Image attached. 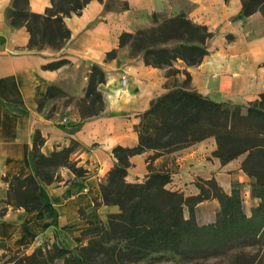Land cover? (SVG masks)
I'll return each instance as SVG.
<instances>
[{
	"label": "crops",
	"instance_id": "0c3cea01",
	"mask_svg": "<svg viewBox=\"0 0 264 264\" xmlns=\"http://www.w3.org/2000/svg\"><path fill=\"white\" fill-rule=\"evenodd\" d=\"M12 1L0 0V175L35 173L32 149L36 130L45 138L41 151L46 155L76 141L78 147L71 159L88 172L78 176L65 167L60 181L42 184L46 209L9 210L0 220V256L7 249L32 254L46 243L69 248L83 246L95 238L91 228L108 227V215L120 209L116 205L96 204V198L101 200L99 179L105 180L115 166L117 159L113 150L116 146L138 144L135 125L140 122V115L153 99L167 92L163 70L147 66L140 56H130L128 47L120 46L119 37L124 31L135 32L145 27L148 19L142 16L153 11H170L168 0H91L81 15L65 19L71 38L60 51L27 48L30 34L26 27H12L7 17ZM51 1L30 0V6L34 12L44 13ZM113 1L116 2L111 5ZM120 1L127 3L129 9L120 8ZM216 1L226 5L230 19L193 20L206 24L213 32L214 22L222 20L227 36L233 38L227 37L226 44L220 48L209 46L210 52L203 62L188 70L194 88L202 94L218 102L245 105L264 92L263 21L233 19L241 12V0ZM130 13L141 18L135 17L134 23L128 24L125 20ZM254 20H259V26H251ZM114 49L118 51L117 56L107 60V53ZM62 58L71 63L57 70L43 69L44 64ZM93 64H98L106 74V82L99 85L105 100L102 114L81 120L73 105L67 106L63 114L58 110L49 113L54 99L39 109L38 98L52 85L62 88L71 97L84 96L87 74L80 90L67 89L65 81L71 66H83L89 73ZM124 76L127 77L125 84L122 83ZM63 118H67V122H62ZM216 148L215 138L209 137L172 153L176 167L172 169V181L167 187L190 196L200 192L195 184L198 178H215L227 193L232 192L233 183L252 182L241 169L244 156L239 157L241 162L238 158L222 164L213 156ZM150 154L152 152H145L130 158L129 182L146 179ZM163 161L164 158L159 157L154 164ZM235 162L237 164L233 165ZM208 203L217 210L211 218L201 221V210ZM219 209L218 200L203 201L196 207L197 220L201 224L212 223Z\"/></svg>",
	"mask_w": 264,
	"mask_h": 264
},
{
	"label": "trees",
	"instance_id": "16d2710c",
	"mask_svg": "<svg viewBox=\"0 0 264 264\" xmlns=\"http://www.w3.org/2000/svg\"><path fill=\"white\" fill-rule=\"evenodd\" d=\"M90 1L52 0L44 13H37L31 9L30 0H13L7 17L12 27H26L30 34L29 50L41 51L48 47L60 51L71 38L65 19L81 15ZM241 2V17H249L258 11L264 16V0ZM123 8L129 9V5L125 3ZM153 15L151 25L135 32L124 31L119 37L120 46L128 47L130 56H140L147 66L167 70L164 84L167 92L151 101L135 125L138 144L114 148L117 162L101 181V200L95 199L97 205H116L120 211L108 215V227L91 228V232L100 235L86 245L69 248L46 243L32 254L17 249V253L23 252V255L15 257L13 264H93L86 254L94 247H102L108 253L118 251L134 260L166 252L189 257L225 248L238 239H264V92L247 106L218 102L199 92L192 84L188 68L200 65L209 54V42L214 32L185 13L164 18L157 13ZM231 38L233 36L229 35L228 39ZM117 53L116 49L108 52L107 60L115 58ZM177 61L183 63V68L174 66ZM69 63L68 59L62 58L44 64L43 69L57 70ZM179 75L184 78L180 79ZM172 78L173 82L170 81ZM105 82V71L93 64L85 94L78 101L81 120L105 111L103 92L99 89ZM54 91H58V97H71L62 88L49 86L46 94L37 100L39 109L48 100L55 99ZM209 137L216 140L213 156L222 164L244 156L241 169L252 179L253 194L259 199L250 215L244 210L239 189L234 186L232 192L227 193L215 178H198L195 184L200 192L196 195L186 196L184 192L167 187L173 174L167 158ZM44 142L41 131L36 130L32 149L34 174L5 177L7 204L27 212L46 209L42 182L60 181L62 177L54 176L58 167H66L78 176L88 172L71 159L76 149L73 145L46 155L41 151ZM72 144L78 146L76 141ZM145 152H152L147 157L149 172L146 179L127 181L132 165L130 158ZM159 157L164 161L157 166L154 162ZM212 199L220 203L216 220L201 224L197 220L196 207ZM107 244L110 245L106 247Z\"/></svg>",
	"mask_w": 264,
	"mask_h": 264
},
{
	"label": "rangeland",
	"instance_id": "374dc122",
	"mask_svg": "<svg viewBox=\"0 0 264 264\" xmlns=\"http://www.w3.org/2000/svg\"><path fill=\"white\" fill-rule=\"evenodd\" d=\"M170 11H153L147 16H142L143 19H148V23L146 26L151 25L153 14L157 13L160 17H170L179 13H185L191 19H230L227 18V13L225 9H227L224 3L219 4L216 0H202V2H194L192 0H168ZM167 1V2H168ZM116 1H113L111 5H114ZM124 3L120 1L119 7L123 8ZM137 18H141L138 15L135 16ZM133 14H127L126 22L128 24L134 23L133 19L135 18ZM233 19H262L263 26H264V16L263 14L258 11L255 14L249 17H241L240 14ZM213 24L214 28V37L210 40L209 46L215 48H220L221 46L226 44L227 32L225 30V23L220 20L216 21ZM145 26V27H146ZM251 26L256 27L259 26L258 21H252ZM138 30V29H137ZM259 33V32H258ZM48 48V47H47ZM129 49V48H128ZM130 53V50H129ZM174 66L177 68H183V63L181 61H177L174 63ZM90 66L89 68H91ZM164 75H166V69H162ZM88 75L87 71L84 69L83 66H71L68 71V77L66 78L65 85L67 89L74 91L80 90L82 86L83 80L85 75ZM180 79H183L184 76L179 75ZM167 81V79L165 80ZM173 82V78L170 80ZM88 82V77H87ZM87 86V84H86ZM86 88V87H85ZM58 91H54L53 95L55 97V102L49 106V113L58 110L61 114L64 113V110L67 106L73 105L79 112L78 101L83 96H75V97H58ZM85 94V93H84ZM98 105V104H97ZM245 104L244 106H247ZM80 114V112H79ZM61 117V115H60ZM73 145L74 148L77 149L76 144ZM75 149V150H76ZM73 154V153H72ZM72 157V155H71ZM173 159V161H172ZM168 166L172 169L176 167V160L175 156H170L167 158ZM241 162V158L238 160ZM174 162V163H173ZM163 163V162H161ZM157 164V166L161 165ZM237 164V162L233 163V165ZM65 170V167H58L54 176L62 177V173ZM23 176V175H21ZM5 177L0 175V220H2L7 212L11 209H16L13 205L7 204V192H8V183L5 181ZM128 181V180H127ZM142 182V181H137ZM237 182V181H236ZM219 183V182H218ZM44 184V182H42ZM221 185V183H219ZM236 186L242 196L243 200V207L247 214L252 213L253 207L257 206L259 203V199H257L253 194V183L249 181H242L233 183V187ZM189 194V192H186ZM217 200V199H216ZM217 210L216 206L212 204H206L203 206L201 210V221H206ZM185 215L188 217L189 212L187 207L185 208ZM100 233H95V237H98ZM110 244H107L108 247ZM23 255V252L20 254L17 253V250L14 249H7L3 254L0 256V264H13L16 262L14 259L15 257H20ZM87 259L88 261L92 262L93 264H264V239L260 237H250L245 239H238L233 241L230 245L225 248L211 250L206 253H199L189 257L180 256L174 253L166 252V253H157L153 254L145 259L142 260H134L132 258L122 256L117 252L115 253H108L102 247H94L90 251L87 252Z\"/></svg>",
	"mask_w": 264,
	"mask_h": 264
},
{
	"label": "built area",
	"instance_id": "2783aa9c",
	"mask_svg": "<svg viewBox=\"0 0 264 264\" xmlns=\"http://www.w3.org/2000/svg\"><path fill=\"white\" fill-rule=\"evenodd\" d=\"M126 82H127V77L124 76L123 79H122V83L125 84ZM62 122H64V123L67 122V118H63ZM99 181L101 182L102 178H100Z\"/></svg>",
	"mask_w": 264,
	"mask_h": 264
}]
</instances>
